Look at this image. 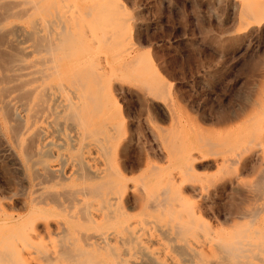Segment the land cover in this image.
<instances>
[{
    "label": "bare ground",
    "instance_id": "bare-ground-1",
    "mask_svg": "<svg viewBox=\"0 0 264 264\" xmlns=\"http://www.w3.org/2000/svg\"><path fill=\"white\" fill-rule=\"evenodd\" d=\"M213 1L235 13L231 26L220 31L226 37L264 27V0ZM140 15L119 0H0V137L6 131L11 140L9 164L0 161L9 190L0 187V194L17 201L19 190L11 184L20 178L44 188L28 192L33 214L26 218L34 217L21 224L22 233L5 235L7 244L0 235V264H264L263 202L211 223L192 199L200 196L195 181L203 173L197 165H213V182L223 185L236 183L238 170L254 158L264 139V82L247 126L213 137L175 108L170 84L149 50L141 49ZM213 16L220 24L221 13ZM125 83L144 117L116 102L113 91L123 92ZM161 117H167L166 126L157 122ZM131 118L151 136H144L143 156L131 154ZM209 158L214 161L199 163ZM262 167L253 184L258 197H264ZM133 169L139 172L130 183ZM48 202L52 206L32 208ZM129 206L144 215L130 220ZM5 210L1 216H8ZM49 216L64 217L53 225ZM101 224L113 230H98ZM53 226L60 230L57 245L35 242Z\"/></svg>",
    "mask_w": 264,
    "mask_h": 264
},
{
    "label": "rangeland",
    "instance_id": "rangeland-1",
    "mask_svg": "<svg viewBox=\"0 0 264 264\" xmlns=\"http://www.w3.org/2000/svg\"><path fill=\"white\" fill-rule=\"evenodd\" d=\"M119 1L124 4L129 12L132 13L137 11L138 17H141L140 13L142 14L143 17L138 18L137 21L138 25H140L139 35L141 34V44L144 43L142 44L141 49L149 50L151 56L153 57V62H155L156 66L158 67L161 76L170 84V91L173 98L175 99L174 102L176 109L179 108L182 114L186 113L188 116H190L195 125L196 122H199L202 127L210 129V135L213 137L219 136L221 133L231 128V126H247L248 121L258 110V104L261 97V88L264 82V27H262V29H252L247 36L234 35L226 37V34L220 31L222 28L225 29L231 26L232 19L235 17V13L228 8L222 9V5H217V7L215 4L216 2L214 3L213 0H170V2H168V0ZM208 3H211V7H208ZM138 11H140L139 14ZM212 12L221 13V23L224 25H221V23L218 24L215 19L212 18L214 17ZM142 26L144 27L141 28ZM142 29H145V31L147 30L148 32L146 31L145 33V31ZM147 37L149 39H147ZM160 62L162 64H160ZM127 86L130 87L129 84L125 83L123 92L119 90L113 91V96L115 97L116 102L120 104L127 103L129 114L132 111H135L132 112L131 115H135L139 118L144 117V110L139 106V104H137L138 102L135 101L134 96L131 95L132 91L126 89ZM131 97L133 100L130 99ZM160 99L161 102L166 101V98ZM215 112L217 115H215ZM222 113L226 114L228 119H225L224 121L220 120L218 115H221ZM234 114L235 116L233 117ZM213 116L215 120L212 118ZM249 117L250 119L247 120ZM211 118L214 120V122ZM131 119L132 121L130 125L131 127L133 126L131 128V146L133 153L131 152V154H133L132 157L137 154L143 156L146 152V141L144 136L147 140H149L151 136L150 134L148 135L147 131L145 130L146 128H143L144 124L142 122L138 125L134 121V118ZM157 120V122L162 126H166L168 124L167 117H161V119ZM3 133L4 135L2 134V137H0V161L3 160L9 164L10 156L9 154H6V152L9 153L7 144L10 143L9 141L11 140L9 138V134L6 131H3ZM133 141L135 142L134 144ZM253 157L254 158L251 156L250 159L245 162L243 165L244 168L241 167L240 170H238V175L234 177L237 179L236 183L238 185L235 182H232L231 184L226 182L223 185H218L217 183L213 182L217 174V171L213 165L207 168H202L198 165L196 166L199 168L198 172L203 174L198 180L195 181L198 186L200 196L192 197V199L198 205H200L201 211L199 214L202 215L203 218L211 223H214L216 220L221 221L224 215H238L236 212L237 209L241 210L244 208H249V206L251 207L253 203V205H255V203L260 205L262 202V204H264L263 194L262 196H260L261 193L259 194V197H261L259 199L257 192L254 191L255 189L253 190V184L256 182V180H258L259 175L261 174L259 173L260 170L262 171L260 168H263L262 166H264L263 138L261 139V145L255 146V155ZM250 160L252 161L251 163ZM206 161L212 163L214 159H205L199 161V163ZM260 162L261 164H259ZM163 163L164 162H162V164ZM246 165L249 167H245ZM1 168L0 185L3 184L4 186L2 185L0 187H6L5 189L7 191L9 189L5 185L3 176L6 174V172L3 167ZM1 171H3L5 174ZM9 172L11 174L14 173L11 168L9 169ZM138 172L139 169H133L127 173L129 177L132 176V178L129 180L130 183L133 182L132 180L137 179ZM228 175L234 176V172L229 171ZM20 179L18 180L20 183L17 181V184L19 183L18 186L20 188L16 183L11 184V186H14L19 190L15 196L17 201L14 200L12 203L10 202L9 198L4 200L5 197L3 194L5 195V193L2 195L0 194V212L2 213L3 208L4 210L6 209L5 211L8 214V216L0 215V235L2 236L3 233V237L5 238L6 236L7 238H11L14 234L18 236L17 234H19V231L21 234V231H23L21 224L25 221V219L34 217L28 216L26 218V214H33V212H31V207L29 208L31 205L29 204L28 200V192L31 188L34 189L35 186L37 187V182H35L36 179L33 180L36 185L32 181L33 186H31L32 184H29L23 178ZM21 183L23 184L22 186ZM40 185H42V183L38 184L40 187H38L39 190L35 187L37 192L35 190L33 191L32 189L33 192L31 193L33 194L30 192L29 194L35 195L38 193V191L44 189ZM248 187H252L253 192L256 193L257 199L255 198V194L250 195L251 192L249 191H251V189H247ZM21 188L24 190L26 189L25 193L23 190H21ZM239 190H243L241 191V198L238 197L240 196ZM6 193L10 195L12 194V192ZM228 194H230V197L234 194L233 197L236 196V199L234 198L235 200H232L233 198H230ZM249 195L253 199L255 198L256 201L253 202L254 200ZM248 196L251 201L248 200ZM208 201H210V203H208ZM211 201L214 202V204ZM232 203L236 206L231 205ZM249 203H251V205ZM48 206H52V203H35L32 208H46ZM233 206L236 209H234ZM229 207L230 210L228 209ZM232 208V211L235 210L236 213L231 211ZM127 210L129 213H131L130 220H134V218L138 215H144L138 211L137 206H129ZM207 210L209 212H207ZM40 217L42 221L46 218L44 216ZM63 217L64 216H49L48 219L50 220L51 218V223L54 225V223L56 224L54 221H62ZM56 228L53 226V230L51 229L52 232L49 231V233L46 231L44 232V230L41 231L43 232H40L42 235L39 233L41 237L39 236V239L36 238L35 242L39 240L41 243H45L47 248L50 246V248H53L52 244L56 243L54 244L55 246L57 245L58 241L60 242L61 240L60 234L58 233L60 230H55ZM12 229L15 231H12ZM98 230L108 232L113 230V228L109 224H101L98 227ZM9 231L12 233H9ZM54 231H56V233H54ZM9 235H11V237ZM43 236L45 238L41 239ZM7 238L5 240L6 244L8 240ZM2 240L3 239L1 237L0 244L2 243ZM5 241H3V244ZM4 245L1 246L4 247Z\"/></svg>",
    "mask_w": 264,
    "mask_h": 264
}]
</instances>
